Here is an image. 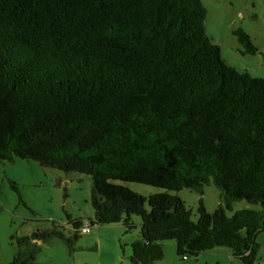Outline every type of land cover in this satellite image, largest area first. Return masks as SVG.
Returning <instances> with one entry per match:
<instances>
[{
	"label": "trees",
	"instance_id": "trees-1",
	"mask_svg": "<svg viewBox=\"0 0 264 264\" xmlns=\"http://www.w3.org/2000/svg\"><path fill=\"white\" fill-rule=\"evenodd\" d=\"M208 16L203 0H0V160L92 177V226L132 231L142 217L137 264L162 261L166 240L183 258L228 247L244 264L262 249L264 78L225 60ZM234 34L243 55L260 53L244 28ZM213 182L223 204L201 200L195 221L172 192ZM245 200L260 209L229 216ZM68 218L78 239L88 222ZM55 238L73 247L58 228L39 231L10 264H46L40 243Z\"/></svg>",
	"mask_w": 264,
	"mask_h": 264
},
{
	"label": "rangeland",
	"instance_id": "rangeland-1",
	"mask_svg": "<svg viewBox=\"0 0 264 264\" xmlns=\"http://www.w3.org/2000/svg\"><path fill=\"white\" fill-rule=\"evenodd\" d=\"M209 10L207 28L210 36L222 47L225 60L241 71H249L264 78V0H203ZM256 17V18H255ZM244 28L260 49L257 55H243L234 30ZM54 168H46L34 160L16 158L15 162L0 160V264H10L19 251L18 240L36 232L58 228L73 239V247L61 238L40 243L37 262L46 264H137L133 261L134 247L142 232V217L134 216L136 228L129 231L123 224L94 225L92 232L79 233L68 215L82 216L85 224L96 219L92 205L93 178L78 173L67 185ZM79 176L81 179H76ZM145 196L167 192L155 186L121 182ZM181 196L193 211V219L200 217L201 200L209 212L222 204V191L213 182L204 194L184 189L172 192ZM147 208L151 210L148 204ZM243 209H260L249 201H240L229 210V216ZM76 218V217H75ZM262 249L255 264H264V233L260 234ZM165 258L155 264H244L232 255L228 247H218L199 255L178 254V242H163Z\"/></svg>",
	"mask_w": 264,
	"mask_h": 264
},
{
	"label": "crops",
	"instance_id": "crops-1",
	"mask_svg": "<svg viewBox=\"0 0 264 264\" xmlns=\"http://www.w3.org/2000/svg\"><path fill=\"white\" fill-rule=\"evenodd\" d=\"M57 171V174H59V175H61L62 177V179H65L66 180V184L67 185H70L71 183H72V180L74 179V177H70V176H68L67 178H63V176H64V172H62V171H60V170H58V169H56ZM81 179L79 176H77V178L76 179ZM72 217H73V219H77V218H82V219H84L82 216H73L72 215ZM76 217V218H75ZM143 239V235H142V232L139 234V236H138V238H137V240L136 241H138V240H142ZM261 241V237H260V235L257 237V241L260 243V241ZM261 244V243H260Z\"/></svg>",
	"mask_w": 264,
	"mask_h": 264
},
{
	"label": "built area",
	"instance_id": "built-area-1",
	"mask_svg": "<svg viewBox=\"0 0 264 264\" xmlns=\"http://www.w3.org/2000/svg\"><path fill=\"white\" fill-rule=\"evenodd\" d=\"M81 231H82V233H84V234H87V233H90V232H92V225L90 224V222H88L86 225H85V227H83L82 229H81ZM187 257H185V259H186Z\"/></svg>",
	"mask_w": 264,
	"mask_h": 264
}]
</instances>
